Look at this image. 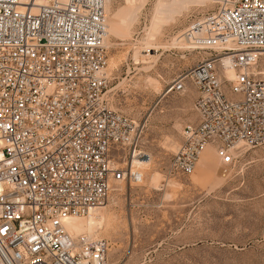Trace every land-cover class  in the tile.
<instances>
[{"label": "built area", "instance_id": "built-area-1", "mask_svg": "<svg viewBox=\"0 0 264 264\" xmlns=\"http://www.w3.org/2000/svg\"><path fill=\"white\" fill-rule=\"evenodd\" d=\"M104 4L0 0V264H108L109 239L64 220L102 204L113 182L142 180L140 125L106 93ZM187 35L209 52L164 86L198 90L169 161L178 176L209 144L230 164L264 143V78L248 71L264 49V0H215ZM222 59L233 79L219 77Z\"/></svg>", "mask_w": 264, "mask_h": 264}, {"label": "rangeland", "instance_id": "rangeland-1", "mask_svg": "<svg viewBox=\"0 0 264 264\" xmlns=\"http://www.w3.org/2000/svg\"><path fill=\"white\" fill-rule=\"evenodd\" d=\"M105 5L111 29L106 93L114 109L139 123L140 151L151 157L139 166L142 182H113L98 205L104 213L80 217L100 222L98 234L110 241L108 264H264V143L230 164L208 146L189 175L169 168L183 125L198 118L197 90L189 80L182 92L165 94L164 86L209 52L194 49L197 41L181 34L215 4L106 0ZM255 66L264 77V52ZM115 185L121 186L114 190Z\"/></svg>", "mask_w": 264, "mask_h": 264}, {"label": "bare ground", "instance_id": "bare-ground-1", "mask_svg": "<svg viewBox=\"0 0 264 264\" xmlns=\"http://www.w3.org/2000/svg\"><path fill=\"white\" fill-rule=\"evenodd\" d=\"M212 2L215 4V0H212ZM105 4H106V0H105ZM105 4H104V6H106ZM104 9H105V7H104ZM108 34H111V29H110V25L106 22V37H105V44H106V46H108V42H107L108 41ZM152 49H155V48L152 47ZM262 52H264V49L260 53H262ZM255 64H256V62L249 67L248 71L257 74L258 76H261V73L256 69ZM220 73H223V75H221ZM218 75H219L220 78L224 77V78H227V79H230V78L233 79L234 78V75H235V71L232 68L228 67L227 66V63L224 64V62H223V66H219V68H218ZM261 77L264 78L263 76H261ZM184 89H185V85H184ZM184 89H183V91H184ZM230 95L231 96H235L234 94H231V93H230ZM197 96H198V90H197L196 98H197ZM196 98H195V100H196ZM194 105H195V101H194ZM197 116H198V113H197ZM208 146H211V147H213L215 149V146L214 145H212V144L207 145L205 147V149L203 150V152L200 154V156H199V158L197 160V163L200 160V158L202 157L203 153L206 151V149H207ZM215 152H216V149H215ZM140 153L142 154L141 151H140ZM216 155H217V153H216ZM143 156L144 155L142 154V157ZM142 157L136 160V164L138 166V169H139V166L140 167L141 166L145 167L146 165H148L149 162H150V160H151V157H149V156L143 157V158ZM140 172L142 174V180L140 182H142L143 181V178H144V171L143 170H140ZM129 184H131V183H129ZM120 186L121 185H117V187H116V185H115L114 190H116ZM88 212H89V218L90 217H94L95 214H103L104 213V211L102 210V208L100 206L91 208ZM80 217H84V216H74V217L66 218L64 220L65 227H67V229L71 233H74V234H77V233H87V234H90V235L101 236V235L98 234V230H97V226L100 225L99 224L100 222L97 221L96 218L95 219H88L87 218V220L86 219L83 220L84 218L82 219ZM98 227H100V226H98ZM107 263H108V258H107Z\"/></svg>", "mask_w": 264, "mask_h": 264}]
</instances>
